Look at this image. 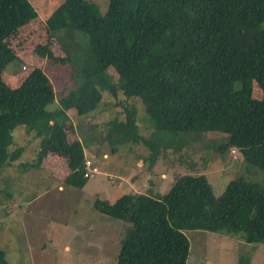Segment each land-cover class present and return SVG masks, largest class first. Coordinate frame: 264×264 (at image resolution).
Returning a JSON list of instances; mask_svg holds the SVG:
<instances>
[{
  "label": "trees",
  "instance_id": "obj_1",
  "mask_svg": "<svg viewBox=\"0 0 264 264\" xmlns=\"http://www.w3.org/2000/svg\"><path fill=\"white\" fill-rule=\"evenodd\" d=\"M36 17L29 0H0V172L20 156V147L9 151L17 126L39 139L35 156L21 163L20 171L41 168L47 153L56 151L60 119L66 122L67 112L80 116L96 110L103 91L139 99L152 121L150 133L141 135L136 109L120 102L124 117L104 124L103 140H139L150 151L178 153L204 134L218 133L221 139L213 147L218 155L236 150L244 164L264 172V0H108L103 14L96 2L62 0L43 21L46 32L60 41L62 30L81 31L89 44L84 57L67 48L60 57L47 45L36 46L38 55L70 64L72 86L57 103L40 67L16 87L2 77L16 59L8 39ZM254 82L260 99L252 95ZM80 144L88 145L85 139ZM76 159L65 182L82 188V151ZM3 188L0 198L8 195ZM94 208L129 223L116 264H187L185 230L264 244V180L243 174L218 196L205 175L185 173L162 196L126 192L112 202L96 199ZM237 261L250 263L249 256ZM0 264H9L1 247Z\"/></svg>",
  "mask_w": 264,
  "mask_h": 264
},
{
  "label": "rangeland",
  "instance_id": "obj_2",
  "mask_svg": "<svg viewBox=\"0 0 264 264\" xmlns=\"http://www.w3.org/2000/svg\"><path fill=\"white\" fill-rule=\"evenodd\" d=\"M29 1L37 17L8 39L16 59L6 66L2 77L16 87L33 67H40L52 83L57 103L72 86L70 64L55 63L38 55L35 48L47 45L56 56L64 57L68 49L72 55L84 57L89 39L84 32L62 30L57 33L58 41L46 32L43 21L62 0ZM88 1L96 2L102 14L107 9L108 0ZM252 95L256 99L262 96L255 82ZM120 102L136 109L139 132L147 136L152 121L139 99L126 98L121 91L116 97L103 91L96 110L80 116L67 112L66 122L60 119L55 153H47L41 168L23 173L19 166L33 159L39 139L26 133L23 125L14 129L9 151L20 147L21 153L0 172V187L8 190L0 198V247L9 264H116L119 241L129 223L99 213L94 208L96 199L112 202L126 192L162 196L185 173L205 175L216 196L238 174L251 181L264 180V172L244 164L236 150L218 155L213 148L221 139L218 133L204 134L192 142L194 148L186 145L178 153L172 148L150 151L139 140L127 144L103 140L104 124L124 117ZM83 139L88 145L82 149ZM81 151L94 172L92 177L86 176L82 188H75L65 180ZM184 233L189 240L187 264H237L240 255L249 256V264H264L262 243H246L207 230Z\"/></svg>",
  "mask_w": 264,
  "mask_h": 264
},
{
  "label": "built area",
  "instance_id": "obj_3",
  "mask_svg": "<svg viewBox=\"0 0 264 264\" xmlns=\"http://www.w3.org/2000/svg\"><path fill=\"white\" fill-rule=\"evenodd\" d=\"M85 168H86V175L92 177L93 176V169L91 168L90 162L88 160H85Z\"/></svg>",
  "mask_w": 264,
  "mask_h": 264
},
{
  "label": "clouds",
  "instance_id": "obj_4",
  "mask_svg": "<svg viewBox=\"0 0 264 264\" xmlns=\"http://www.w3.org/2000/svg\"><path fill=\"white\" fill-rule=\"evenodd\" d=\"M84 161H85V159H84ZM87 176V175H86Z\"/></svg>",
  "mask_w": 264,
  "mask_h": 264
}]
</instances>
